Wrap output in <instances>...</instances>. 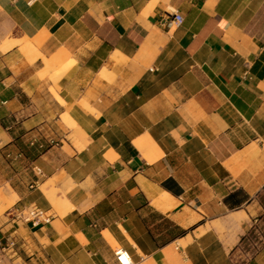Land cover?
Masks as SVG:
<instances>
[{"label": "crops", "instance_id": "0c3cea01", "mask_svg": "<svg viewBox=\"0 0 264 264\" xmlns=\"http://www.w3.org/2000/svg\"><path fill=\"white\" fill-rule=\"evenodd\" d=\"M263 192L264 0H0V264H232Z\"/></svg>", "mask_w": 264, "mask_h": 264}, {"label": "built area", "instance_id": "2783aa9c", "mask_svg": "<svg viewBox=\"0 0 264 264\" xmlns=\"http://www.w3.org/2000/svg\"><path fill=\"white\" fill-rule=\"evenodd\" d=\"M183 17L175 14L173 18L169 20V25H180L183 23ZM38 172H41L40 170ZM39 184V180L35 181L30 187L33 188ZM54 216L48 211L38 206H26L23 208L15 209L12 214V219L19 221L25 226H29L32 229H39L43 226L50 224ZM19 242L16 232L13 235L0 241V249L6 254L9 252H16ZM116 259L120 264H134L130 253L122 248L117 249L115 252Z\"/></svg>", "mask_w": 264, "mask_h": 264}, {"label": "rangeland", "instance_id": "374dc122", "mask_svg": "<svg viewBox=\"0 0 264 264\" xmlns=\"http://www.w3.org/2000/svg\"><path fill=\"white\" fill-rule=\"evenodd\" d=\"M263 211L254 221L237 248L231 252L232 264H248L260 251H264V192L260 195Z\"/></svg>", "mask_w": 264, "mask_h": 264}, {"label": "trees", "instance_id": "16d2710c", "mask_svg": "<svg viewBox=\"0 0 264 264\" xmlns=\"http://www.w3.org/2000/svg\"><path fill=\"white\" fill-rule=\"evenodd\" d=\"M238 194H231L230 196H228L226 198V203L228 205H230L231 208H236L238 206H240V204L242 203V201L244 200V198H238ZM247 198V196H245V199Z\"/></svg>", "mask_w": 264, "mask_h": 264}, {"label": "bare ground", "instance_id": "6f19581e", "mask_svg": "<svg viewBox=\"0 0 264 264\" xmlns=\"http://www.w3.org/2000/svg\"><path fill=\"white\" fill-rule=\"evenodd\" d=\"M6 199V198H5Z\"/></svg>", "mask_w": 264, "mask_h": 264}]
</instances>
